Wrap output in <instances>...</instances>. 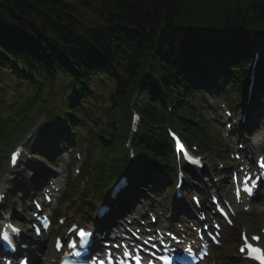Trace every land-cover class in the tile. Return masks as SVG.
<instances>
[{
	"label": "trees",
	"instance_id": "1",
	"mask_svg": "<svg viewBox=\"0 0 264 264\" xmlns=\"http://www.w3.org/2000/svg\"><path fill=\"white\" fill-rule=\"evenodd\" d=\"M215 5L208 2L199 6L192 0H0V37L5 42L19 36L26 37L27 41L30 37L35 41L38 38L46 44L52 57L64 64L63 56L67 53L74 62L92 65L101 56L104 61L111 55L114 60L121 57L124 77L116 82L111 100L116 109L127 114L126 102L132 98L144 79V71L150 66L151 69L158 66L162 75H166L163 83L170 94H173L176 70L182 82L178 84L179 91H184L189 98L191 92H186L184 79H191L192 72L189 66L178 72L176 53L192 43L191 34L195 32L190 28L193 26H208L206 22H213L216 27L237 30L264 24V0L246 8ZM246 11H249L246 15L242 14ZM84 12L95 15L99 21L86 17ZM48 34L54 35L53 41L45 40ZM62 43L66 49L60 48ZM122 50L125 53H121ZM230 57L232 64L239 56L232 50ZM219 74H223V70ZM144 112L154 122L165 118L164 109L144 107ZM145 133L155 141L161 139L160 131L145 127ZM153 145L156 146L155 142Z\"/></svg>",
	"mask_w": 264,
	"mask_h": 264
},
{
	"label": "snow or ice",
	"instance_id": "2",
	"mask_svg": "<svg viewBox=\"0 0 264 264\" xmlns=\"http://www.w3.org/2000/svg\"><path fill=\"white\" fill-rule=\"evenodd\" d=\"M18 155H19V149H17L16 151H14L12 153V163H16ZM194 163H199V161H194ZM244 191L251 194L252 189L249 186L245 185ZM239 194H240V190L237 189V197H239ZM2 199H3V196H2V194H0V200H2ZM98 214H99V211H98ZM0 216H2V213H0ZM4 227L11 229V231L13 233H19L21 231L20 228L13 227L11 224H7ZM39 231H40V229L36 228V232L39 233ZM74 234L79 237V241L77 242L75 240H72L71 242L68 243L69 247L76 248L78 243L81 247H83L84 245L90 244V237L92 236L91 231H86L83 227H81L79 229V231L75 232ZM0 239H2L4 241H10L11 237L9 235V232L6 230H0ZM250 239L251 240H259L260 238L253 236ZM244 240H245L246 248L248 250H250L249 254L252 257H254L255 259L260 260L261 264H264V250H261L258 247H254L251 243H248V237L245 236ZM56 246L59 248L61 245L59 242H57ZM240 251L241 252L245 251V247H241ZM76 255H80V253L77 252ZM124 255H128V253H124ZM181 260H182L181 256L175 255V256L169 257L168 264H180Z\"/></svg>",
	"mask_w": 264,
	"mask_h": 264
},
{
	"label": "rangeland",
	"instance_id": "3",
	"mask_svg": "<svg viewBox=\"0 0 264 264\" xmlns=\"http://www.w3.org/2000/svg\"><path fill=\"white\" fill-rule=\"evenodd\" d=\"M206 98H208V97H206ZM225 100H229V99L226 97V99H221L219 101H215V105L217 107H220V103L221 102H224ZM263 104H264V102H263ZM220 110L222 112V109L221 108H220ZM239 115L240 116L242 115V111L239 112ZM205 116L207 118H209V120H211L210 116L212 117L213 114L211 112H208ZM212 125H213V122H212ZM215 125L218 128V124H215ZM41 135H40V137H41ZM36 141L39 142L40 141V138L36 139ZM58 144L59 143H58L57 140H53L51 138H48L47 141H46L47 149L50 148V150L53 149L54 146H57V149L56 150H58L59 147L61 148V146L60 145L58 146ZM32 167H34V165H32ZM262 218H263L262 220H264V217H262ZM244 220L249 224V229L251 231H258L259 230V227H257V218L254 219V218H245L244 217ZM235 241H237V239L234 237V233H231V232L227 233V235H226V243H227L226 249H227V251H232L233 250L234 245H235Z\"/></svg>",
	"mask_w": 264,
	"mask_h": 264
},
{
	"label": "bare ground",
	"instance_id": "4",
	"mask_svg": "<svg viewBox=\"0 0 264 264\" xmlns=\"http://www.w3.org/2000/svg\"><path fill=\"white\" fill-rule=\"evenodd\" d=\"M257 227H259V228H263L264 227V220H258L257 221Z\"/></svg>",
	"mask_w": 264,
	"mask_h": 264
}]
</instances>
